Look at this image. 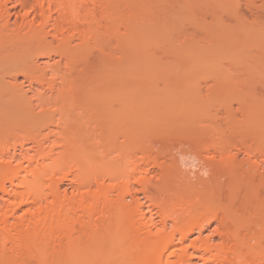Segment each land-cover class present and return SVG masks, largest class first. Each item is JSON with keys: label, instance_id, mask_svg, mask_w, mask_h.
<instances>
[{"label": "bare ground", "instance_id": "obj_1", "mask_svg": "<svg viewBox=\"0 0 264 264\" xmlns=\"http://www.w3.org/2000/svg\"><path fill=\"white\" fill-rule=\"evenodd\" d=\"M18 1L22 9L30 7L28 1ZM133 1L136 7H149L147 0H144L147 6L142 0ZM10 2L0 0V264H264V131H254L250 138L241 130L228 135L227 130L212 132L214 126L210 130L214 134L209 135L203 131L206 124L203 130L193 131V123L201 124L192 116L196 114L193 109L198 106L201 91L195 78L187 76L185 71L184 75L192 79L186 82L187 86L184 83L180 86L182 92H185L183 86L187 90L189 98L185 100L182 96L187 104L179 100V95L177 99L169 94L165 85L159 88L154 83L155 77L154 82L149 79L154 72L150 69L149 78L127 81L125 74L138 70L146 61L141 65L140 62L138 68L136 64L131 66L133 56L144 53L141 48L136 51L135 44L136 50L131 48L134 54L129 59L131 64L127 60L129 67L123 69L126 60L123 58L132 52L123 46V0H35L39 17L35 9L32 14L29 11L15 20V4L10 6ZM11 36L19 39L15 46L24 52L20 62L13 60L6 51L9 48L3 46V41ZM31 44L36 46L31 49ZM34 52L39 54L35 59ZM57 56L59 61H55ZM92 56L95 61L90 60ZM80 60L94 63L86 65ZM79 63L84 65L80 67L83 69L77 68ZM190 70L193 75L192 67ZM21 75L29 77L27 90L25 83L19 82ZM132 103L142 109L143 115L138 110L139 119L124 121L123 106ZM78 107L90 115L85 111V117L81 116L84 120L72 117L71 112L79 110ZM247 113H256L260 118L262 109ZM188 115L193 118L189 119ZM90 116L100 121L94 122ZM190 120L195 122L191 124ZM103 121H108L107 153L102 142L97 143L99 139L95 141L91 136L92 128ZM10 122L22 125L24 133L1 134V126ZM180 122L193 127L184 130L183 125L184 129L179 128ZM86 123L93 127L86 125L87 128ZM74 125L79 128L74 129ZM82 127L92 132L91 135L81 130ZM55 134L65 141L57 140L65 144L64 148L59 144L58 154L51 147L44 148ZM14 135L17 138L12 143L10 137ZM236 136L240 139H235ZM158 137L167 143L161 144ZM245 137L256 147L247 148L245 154L237 148L234 151L233 141H243V146L247 143ZM134 138L150 142L155 138L157 141L152 145L161 144L156 149L164 161L157 155L159 159L151 158V164L144 163L155 167L148 172L149 168L144 167L148 177L141 168L146 178L143 173L136 176L140 170L136 171L139 164L135 160L129 165L135 155L132 151L142 152L143 146L136 149L130 146L133 150L127 147L122 152L116 148L117 144L131 139L133 143ZM205 138L207 142L210 140L209 144L204 143L209 146L201 151V139L206 141ZM149 144L151 147L147 145V149L151 154L154 145ZM114 148L121 158L112 156ZM129 149L131 152H127ZM68 163H73L77 172L74 179L79 189L77 196L63 192L61 183L55 179L59 168ZM116 166L124 168L123 172L120 168L122 175L116 174ZM149 174L157 180L153 181ZM132 175L139 179L137 188L132 184L131 180L135 179ZM107 176L111 182L117 178L119 183L123 181V188L118 190L116 183L105 182ZM93 184L96 189L88 190ZM151 187L154 192L150 191ZM141 192L150 198L152 194L160 195L154 197L160 199L154 203H157L155 214L145 211L136 196ZM164 195L186 198L189 205L180 213L171 211ZM209 209L222 214L219 227L214 230L218 239L204 238L203 223L191 219L193 213ZM186 220L190 221L180 225Z\"/></svg>", "mask_w": 264, "mask_h": 264}, {"label": "rangeland", "instance_id": "obj_2", "mask_svg": "<svg viewBox=\"0 0 264 264\" xmlns=\"http://www.w3.org/2000/svg\"><path fill=\"white\" fill-rule=\"evenodd\" d=\"M2 1H5V0H2ZM26 1H28L27 5H28V7L30 5V7L27 9L24 8L25 10L22 9L23 7L20 6V3L18 0H11V2L8 4L10 6L15 4L14 6L16 8L15 9V12H16L15 15L16 16L14 15L13 20H15L16 18L20 19L22 16L25 15V13H29V11H30L29 14H32L33 12H35V9H36L35 14L37 17H39V10L37 8H34L36 5V2H34L35 0H26ZM94 1H96V0H93V2ZM137 1L138 0H136V2ZM142 1L145 4L144 0H142ZM147 2L149 4L150 8L146 4L145 5L147 6V8H145V7L140 8L139 6L136 7V4L133 0H123V8H122V10H123V46L127 47L128 49L130 48L128 51H131L133 48H134L133 50H136L135 47L137 48L136 51L140 50V48H141V52H143V50H144V53H142L143 56H142V54H140V55L135 54V56H133L134 55L133 50H132V52L128 53L126 51L127 49L125 50V48H123L124 52L125 51L127 52V55L126 54H123V55H126L127 57L130 56L129 58H127L126 56H125V58H123V59H126V60H123L124 61L123 62V69L124 68L127 69L129 67L127 65V63L130 62L131 60H132V64H131V62L129 64H131V66L136 64L137 65L136 68H138V64L140 62H141L140 63V65H141L143 61H146V62H143L142 66L139 68V69H141V71H138L139 70L138 69V70H133L131 72H127V74L123 73L128 77V78L127 77H124V78H126L127 81L132 82L131 80L135 81L136 80L135 78L138 79V77L148 76V78H149L150 76L148 75L149 73L147 74V72L154 71V72H152V75H154V74L155 75L154 76L151 75L152 78L150 77L149 79H152L154 82L153 77H155L156 82H154V83L159 88L162 89V87L165 85L164 87L166 89H169L168 90L170 92V93L168 92L169 94H171L174 98H177V99H179V97H178V95H179L180 96L179 100L182 101L184 104L185 103L187 104V102L183 101V99H184L183 97H185V100L187 98H189L187 95V92H186L187 90L183 86L182 89H184L185 92H182L183 90H181V87H182L183 83L187 86L186 82L192 81V79L190 77L193 76L192 78H195V81L198 85V88H200L199 90L201 91L200 93H198V94H200V96H199L200 101L198 103V106L195 109H193L196 114L194 115L193 114L194 112L191 113V115L193 114L192 116L195 118V121L198 122L200 120L201 124L198 125L196 123H193L195 121L190 120L191 124L193 123V126H194L193 127L191 125L193 127V131L196 132L197 128L199 129V131L203 130L204 124H206L205 126H207V125L208 126L205 127L206 129L203 131L208 132L209 135L214 134V133H210L211 132L210 130H212L213 128L214 129L217 128L216 129L217 131H215L214 129L212 131V132H216V133L219 131H220L219 133H222L221 131H223V133H225V131L227 130L225 133L226 135H228L229 132L234 134V131L239 132V130H241V133L247 134L248 138H250L249 135L252 134V132L254 134V131H264V0H150V1L147 0L146 3ZM140 3H141V1H140ZM27 5H25V6H27ZM26 10H28V11H26ZM148 16L150 17V19L148 18ZM144 17H145V20H144ZM142 18H143V20H142ZM146 18H147V21H146ZM150 20H153L155 22L150 21ZM140 22H142V23H140ZM48 30L51 33L54 32L53 29H51V28H48ZM49 38L52 39L51 37H49ZM18 41H19V39L16 36H11L9 38H6L3 41V44H4L3 46H5L6 48L7 47L9 48V49L5 48V49H6L7 53H9V55L11 56V58L13 60H17L18 62H20L21 59L23 58L22 53H24V52L15 46ZM55 43L56 42H54V44ZM135 44L137 46L134 47ZM34 46H36V44L35 45L31 44L29 46V48L32 49V48H34ZM8 50H9V52H8ZM186 51H187V53H185ZM201 51L202 52H210L211 51V52L210 53H199ZM134 53H136V52L134 51ZM147 53L149 55H147ZM145 54H146V56H145ZM199 54L200 55L207 54V55H205L203 57V56H200ZM33 55H34L33 57L35 59V58H37V56L39 54L34 52ZM132 56L134 58L131 59ZM139 56L141 58L137 59V57H139ZM207 56H209V57H207ZM205 57H207V59L209 58L208 59L209 61L207 60L208 62L206 61ZM142 58H144V60ZM79 59H77V60H79ZM95 59H94V56H92L90 58L91 61H95ZM129 59H131V60H129ZM139 59H142V61ZM127 60H129V61L127 62ZM55 61H59L58 56L55 57ZM80 61H83V60H80ZM133 61H135V62H133ZM193 61H195V63ZM198 61H199V64H198L199 66H196ZM64 62H63V65H64ZM78 62H77V64H78ZM83 62H85V61H83ZM87 62L89 64L85 62L86 65H91L90 63H94V62H89V60H87ZM75 63H74V65H75ZM146 63H149V65L148 64L147 65L150 67H148L146 65ZM150 63L152 66L150 65ZM81 64L79 63V66H77V68L83 69V68H80V67H84V65L81 66ZM192 64H193V66H192ZM154 65H155V67H154ZM143 66L145 68L148 67L146 69V71H144L145 68ZM190 67H192V71L193 70L194 71L195 70H197V71L201 70V72L198 71V73L195 72L196 73L195 74L193 71V75H191ZM194 67H196V69H194ZM216 67H217V71L221 69L220 72L218 71L221 75H219V73L215 70ZM164 68L167 69L168 72L171 71L172 73L171 72H169L171 74H169L168 72L166 73L167 70H164ZM186 68H188V70ZM149 69H150V71H149ZM157 69H159V70H157ZM169 69H171V70H169ZM184 71H185V73L189 74L187 76H190V77H187L186 75H184L185 74ZM214 71H215V73L217 72L218 75H216L217 73L215 74ZM164 73L167 74V77H166V74L164 75ZM213 73L215 74L216 77H214ZM172 74L174 76H171ZM176 74L177 75L179 74V75L175 76ZM125 75H123V76H125ZM133 75H134V78H132ZM49 79H52V76H49ZM193 81H194V79H193ZM19 82L25 83V85H26L25 89L26 90L29 89V87H28L29 86V83H28L29 77L25 78V75H21V77L19 78ZM170 85H172V86H170ZM169 86H170V88H169ZM178 86L179 87L181 86V87L179 88ZM200 104L205 105V106L202 107ZM131 105H133V106H131ZM182 105L183 104H181V106ZM124 106H123V115H124L123 120L124 121L125 120H127V121L135 120V117H137L139 119L141 117V114L143 115L142 109H139L136 104H133V103L132 104H125ZM204 107H207V108H204ZM225 107L227 109H229L230 112L226 111L227 109ZM197 108L199 109L198 110L199 112L196 110ZM258 108L262 109V115L260 116V118L257 117L256 113H254V114H248L247 113V111H249V110L255 111ZM78 109L79 110L75 109V112H71V114H73L72 117H75V118L79 117L77 119L81 120V119H83V118H81V116L85 115L83 113L86 110H84V112H83V110H81L79 107H78ZM124 110H127V111H124ZM136 110L137 111L139 110L141 112V114L138 115V113H140V112L139 111L136 112ZM128 111H130V113ZM203 111L206 113H204ZM127 112L129 113V115ZM86 113H89V115H90L89 111H86ZM89 115H86V117ZM59 116L60 115L58 114L57 119L59 118ZM168 116H166V117H168ZM196 116H197V118H196ZM83 117H85V116H83ZM91 117L92 116H90V119H91ZM125 117H126V119H125ZM193 117H190V115H188L189 119H191ZM92 118H94V117H92ZM85 119H87V118H85ZM90 119H88V120L90 121ZM72 120L75 121L76 119H72ZM91 120H93V119H91ZM95 121L99 122L100 120H96L94 118V122ZM124 121H123V123H124ZM182 121H184V120H182ZM94 122L91 123L93 126L95 124ZM78 123H76V124H78ZM107 123H108V121L106 123L103 121L101 123L102 125L99 123L100 126L99 125L97 126V124H95V126H97V127L92 128V129H94V132H93L94 135H91L92 132H90L89 130L84 129L85 127H82V129H81L83 131L85 130V132H89L91 136H94L93 138L95 141H97V139H99V141H97V143L102 142V144L105 147V148L103 147V149L106 150V153L108 151V148H106L107 145L105 146V144L107 143L106 142L107 138H106V126L105 125ZM12 124H13V122H10V123H6L3 126H1V134H3V135L8 134L9 135V134L14 133L16 136H19L22 133H24V129H23L22 125L20 126L17 124H14V125H12ZM86 125L91 126L90 124H87V123L84 126H86ZM182 125L180 122L179 128L180 127L182 128ZM79 126H81V125H79ZM88 126H86V127L88 128ZM93 126H91V127H93ZM188 126L189 125L184 124L183 127L185 129L184 128H182V129L188 130L189 128H192V127H188ZM212 126H214V127L211 129ZM73 128L74 129L76 128L75 125ZM77 128H79V127H77ZM242 129H243V131H242ZM28 131L31 132L33 130L30 129ZM169 131H172V130L167 129V132H169ZM178 131H180V130H178ZM15 135L10 137L12 143L14 142V139L17 138V137H15ZM95 136H96V138H95ZM100 136H101V138H100ZM93 138H90V139H93ZM236 138H239V137L236 136L235 139ZM248 138L245 137L244 140L248 139ZM100 139H102V140L100 141ZM140 139L141 138H139V140L137 138H134L133 143H132V139H131V141H127L126 143H124V142L119 143V145L117 144L116 148H117V150H121V152H122V151H125L122 149H127V147H130V146L133 149H134V146H135V149H136V147H138L140 145L143 146L144 150L142 152L140 151L137 153V151H132V154L134 152V154L135 155L137 154V156H135L133 154L134 159H132V161H130L129 165L131 164V162H133L135 160L139 164V166L137 165L138 167L135 166L136 171L140 170L138 172L139 175L136 174V176L141 177V174L143 173V177H144V172H145L144 167L149 168V169H146L147 170L146 172H148V170H153L155 168L152 165L149 166V164H151V161H150L151 158L153 160L157 155L160 156V154L157 150L158 149L157 146H159L163 143L166 144L167 142L165 143L164 140H161L162 138H159L160 139L159 142L160 143L163 142V143L160 144L159 142H157L156 143L157 149L155 147V144H153L154 145V148H153L154 150H152L153 153L149 154L150 150H148L149 148L147 149V147L150 145L149 143H151V145H152V143L157 141V140H155V138H153L155 141L153 140V142L152 141L150 142V141L140 140ZM205 139H206V141H204V139H201L203 142L200 139L198 140V141L202 142L201 144L203 147L199 146V149L201 148L200 149L201 151L203 150L204 146L205 147L209 146L208 142H210V140L208 139V142H207V138H205ZM49 140H51V142L53 140V142L51 143L50 141H46V143L47 142L48 143L44 144V145L47 147L44 146V148L49 149L51 147L53 150L57 151V152L55 151V153H57V154L59 152L58 149L61 150V148H64V146H65V144L63 146V143H59V141L65 143L63 138H61V135H60V139H59L58 135H56V136L52 135L51 137H49ZM57 140H59V141H57ZM128 140H130V139H128ZM137 140H138V142H137ZM134 141H136V142H134ZM140 141H142V142H140ZM230 141H231V145H232V140L230 139ZM245 141H247V140H245ZM90 142L88 143L89 145H90ZM139 142L143 143V145L140 144ZM205 142H207L208 144L205 145L204 144ZM233 142H234V145H232V148L234 146V148H235V149L233 148L234 151H237V149H238V150L242 151L244 154L247 151V148L249 150L251 147L252 148L256 147L255 146L256 144L254 145L253 141L250 142V140L247 141L246 145L243 144V146L241 145L243 141H241V143H240V141H238V142L233 141ZM59 144H61L63 147L60 148ZM120 144H124V146L125 145H127V146L124 147L123 145H120ZM196 144L198 145V143H196ZM153 145H152V147H153ZM149 147H151V146H149ZM116 148H114L112 156L114 158H117V156H118V158L119 157L121 158L122 155H119L120 153L115 151ZM132 148H131V150H133ZM196 149H197V151L195 150V152H197V153L200 152L197 146H196ZM263 149H264V147H263ZM131 150L129 149V151H127V152H131ZM121 154H123V153H121ZM129 155H131V153ZM160 157H161L160 161L163 162L164 159L162 158V156H160ZM211 157H214V155L212 154ZM131 158H132V156H131ZM157 158L159 159L158 156H157ZM148 159H149V161H148ZM114 160L115 159H113L112 161L114 162ZM106 162H108V161H106ZM109 163H111V161H109ZM144 163L145 164L149 163V164H147V166H146ZM109 165H111V164H109ZM116 165H118V164H116ZM120 165L124 166L122 163ZM125 165H127V164H125ZM142 165H143V167H142ZM72 166H73V163H68L67 165H64L62 168H59L57 175L55 176V179L57 180V182L59 184L61 183L60 186H61V190L63 192H67L69 195L70 194L74 195V193H75L77 196V195H79V189H76L75 180H74L77 172L75 171V169ZM107 167H106V170H107ZM111 167H113V166H111ZM111 167L109 169H111ZM124 167H126V166H124ZM130 167H132V166H130ZM120 168L123 172L124 168L123 167H120ZM120 168L117 169V166H116L118 173H116V171L114 173H116L118 175L119 174L122 175ZM132 168L134 169V167H132ZM141 168H143L144 172L141 170ZM133 169H132V171H133ZM111 170H115V169L112 168ZM126 171H129V170H126ZM132 171H131V173H132ZM136 171H133V172H136ZM111 172H113V171H111ZM146 172H145V174H147V176L146 175L145 176L148 177V173H146ZM131 173H130V175H131ZM133 174L135 175V173H133ZM134 175H132V176H134ZM149 175L151 178H153L152 179L153 181L157 180V177L154 178V175H152V174H149ZM136 176H134V178ZM146 177H144V178H146ZM115 178H117V177H115ZM121 178L120 179L122 181L123 177H121ZM135 179L131 180V181H132V184L137 188L138 187L137 181L139 179L138 180L136 179V181H135ZM104 180H105V182H107V181L111 182V181H109L108 176L105 177ZM115 181H118V182H115ZM115 181L111 182L110 184L116 183L118 190H120L121 187L123 186V181L121 183H119L120 181L118 180V178ZM92 189L95 190L96 185H94V184L91 185L88 190H92ZM151 190L154 192L153 187L150 188V191ZM153 192H150V193H153ZM150 193H148V194H150ZM145 195L142 192L136 194V196H138L141 203L143 204V207L145 206L144 207L145 211L148 210L151 214H155V212L157 210L155 205L157 203H159L158 200L160 201V199H157V198L158 197L160 198V195L159 194H152L155 196L150 195L151 198L148 197V195L146 196L147 197L146 198ZM154 197H157V198H154ZM153 198H154V200H153ZM163 198H165L166 204L171 211H177L180 213L183 210H186L188 205H189V202H188L189 200L186 198L182 199L178 196H169V195H164ZM155 202H157V203L154 204ZM198 214H200V215H198ZM192 215L193 216L191 219H193V217L195 220L199 219L203 223L204 227L206 228L204 238L212 236V237H215L218 239V235L216 233H214V230L217 227H219V220L221 219V215H222L221 211H219V210L215 211V210L209 209V210H204L201 213H198V212L193 213ZM154 217L156 218V220H159L158 215H154ZM189 221L190 220H188V221L186 220L180 225L187 224V222H189Z\"/></svg>", "mask_w": 264, "mask_h": 264}]
</instances>
